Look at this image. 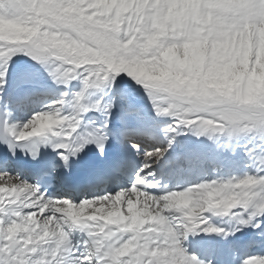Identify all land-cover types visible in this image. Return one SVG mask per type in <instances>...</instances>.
Returning a JSON list of instances; mask_svg holds the SVG:
<instances>
[{"label":"snow or ice","instance_id":"snow-or-ice-1","mask_svg":"<svg viewBox=\"0 0 264 264\" xmlns=\"http://www.w3.org/2000/svg\"><path fill=\"white\" fill-rule=\"evenodd\" d=\"M0 264H264V0H0Z\"/></svg>","mask_w":264,"mask_h":264},{"label":"bare ground","instance_id":"bare-ground-1","mask_svg":"<svg viewBox=\"0 0 264 264\" xmlns=\"http://www.w3.org/2000/svg\"><path fill=\"white\" fill-rule=\"evenodd\" d=\"M23 59L26 60L28 63H32V61L28 60L27 57H23ZM89 211H90V209H86L85 210L86 213L89 212Z\"/></svg>","mask_w":264,"mask_h":264}]
</instances>
